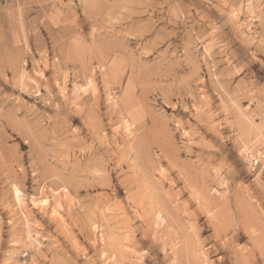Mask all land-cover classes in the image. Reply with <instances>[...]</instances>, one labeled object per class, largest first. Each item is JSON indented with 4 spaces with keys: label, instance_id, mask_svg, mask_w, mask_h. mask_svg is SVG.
Segmentation results:
<instances>
[{
    "label": "rangeland",
    "instance_id": "rangeland-1",
    "mask_svg": "<svg viewBox=\"0 0 264 264\" xmlns=\"http://www.w3.org/2000/svg\"><path fill=\"white\" fill-rule=\"evenodd\" d=\"M0 264H264V0H0Z\"/></svg>",
    "mask_w": 264,
    "mask_h": 264
}]
</instances>
